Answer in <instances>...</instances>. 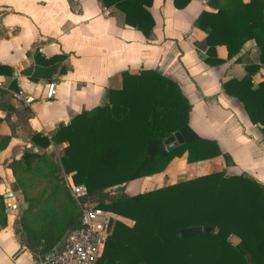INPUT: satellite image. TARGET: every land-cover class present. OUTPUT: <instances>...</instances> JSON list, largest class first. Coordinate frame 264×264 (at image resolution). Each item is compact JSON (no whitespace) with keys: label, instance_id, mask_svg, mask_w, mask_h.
Segmentation results:
<instances>
[{"label":"trees","instance_id":"16d2710c","mask_svg":"<svg viewBox=\"0 0 264 264\" xmlns=\"http://www.w3.org/2000/svg\"><path fill=\"white\" fill-rule=\"evenodd\" d=\"M189 1L173 3L183 8ZM103 2L121 10L125 24L151 36L152 0ZM207 4L215 10L204 9L195 20L206 33L205 63L225 61L217 55L218 45L225 46L227 58L237 55L248 40L259 49V64L246 63L241 79L230 78L222 85L264 132V80L257 86L252 82V75L264 65V0H207ZM64 58V54L47 57L35 49L34 64L21 72L31 81L50 83L65 71ZM12 72L0 64V75ZM190 110L177 81L141 68L122 71L121 85L108 89L106 103L77 113L50 137L33 133L36 145L61 147L58 158L53 152L25 151L7 163L26 203L17 220L18 231L35 264L66 231L80 226V208L66 175L74 185L85 184L87 198L114 219L97 264H264V184L245 172L226 174L218 169L133 194L111 191L113 186L159 173L183 155L186 163L216 156H222L225 165L233 163L215 140L191 128ZM177 131L183 143L167 150L164 140ZM6 207L0 195L2 227L7 225Z\"/></svg>","mask_w":264,"mask_h":264},{"label":"crops","instance_id":"0c3cea01","mask_svg":"<svg viewBox=\"0 0 264 264\" xmlns=\"http://www.w3.org/2000/svg\"><path fill=\"white\" fill-rule=\"evenodd\" d=\"M204 9L215 10L207 0H190L183 8L175 7L173 0H152L149 11L155 24L146 38L125 24L121 10L103 0H0V64L13 69L11 75H0V195L7 206V225L0 226V264H35L16 227L23 201L7 163L25 151L53 152L58 158L60 146L42 148L31 135L50 137L77 113L106 103L108 89L120 87L122 71L150 68L177 81L191 103V128L215 140L233 163L225 165L222 156L186 163L183 155L159 173L114 187L137 193L163 180L187 179L186 171L178 168L181 163L195 175L225 169L226 174L245 172L264 184L262 126L250 121L242 102L222 85L230 78L241 79L246 63L259 64V49L248 40L237 55L227 58L225 46L218 45L217 55L225 61L205 63L206 33L195 25ZM35 49L47 57L65 55V71L52 81V99L46 97L45 79L31 81L21 72L34 64ZM262 80L264 65L252 75L254 86ZM8 193L12 195L6 197Z\"/></svg>","mask_w":264,"mask_h":264},{"label":"built area","instance_id":"2783aa9c","mask_svg":"<svg viewBox=\"0 0 264 264\" xmlns=\"http://www.w3.org/2000/svg\"><path fill=\"white\" fill-rule=\"evenodd\" d=\"M55 95V83L47 86L46 97ZM29 100V99H28ZM71 195L80 208V226L68 232L61 249L47 261L37 264H97L105 239L110 233L112 216L95 206L88 198L85 184L74 185L65 176Z\"/></svg>","mask_w":264,"mask_h":264},{"label":"water","instance_id":"95a60500","mask_svg":"<svg viewBox=\"0 0 264 264\" xmlns=\"http://www.w3.org/2000/svg\"><path fill=\"white\" fill-rule=\"evenodd\" d=\"M183 141H184V139H183L182 135L180 134V132L177 131V132L173 133L172 135H170L169 137H167L164 140V144L167 145L166 146L167 150H171L172 148L176 147L177 145L183 143ZM11 195H12L11 193H8L5 196L7 197V196H11ZM23 207H26V203L23 204ZM204 229L206 231L212 230L211 227H205ZM67 234H68V231L65 232V234L60 238V240L55 244V246L51 250H49L45 254H42L41 256H39V260L44 262V261H47L52 256H54L55 253H57L61 249V247H62V245H63V243L67 237Z\"/></svg>","mask_w":264,"mask_h":264},{"label":"rangeland","instance_id":"374dc122","mask_svg":"<svg viewBox=\"0 0 264 264\" xmlns=\"http://www.w3.org/2000/svg\"><path fill=\"white\" fill-rule=\"evenodd\" d=\"M178 168H180V169H183V170H185L186 172V175H189V176H194L195 174H193V173H190L189 172V170L191 169L190 167H187L186 166V164L185 163H181L180 164V167L178 166ZM202 172H204V170L201 168V173ZM185 180V179H184ZM170 182H175V181H173V179H172V181L171 180H163L162 181V183L160 182V183H158L157 185H156V187H154L153 185H148V186H146V188H145V190H149V189H153V187L154 188H158V187H161V186H164L165 184H167V183H170ZM158 185H160V186H158ZM158 186V187H157ZM128 187H126V188H123V186L121 187H112L111 188V191L112 192H117V193H123V192H125V193H127V192H131L132 190H130L129 188L127 189ZM36 189L34 188L33 189V192L35 191ZM144 190V191H145ZM131 193H134V192H131ZM131 193H128V194H131ZM112 220H114V219H112ZM110 231H111V228H112V221H111V224H110ZM17 230H19V225H18V222H17Z\"/></svg>","mask_w":264,"mask_h":264}]
</instances>
